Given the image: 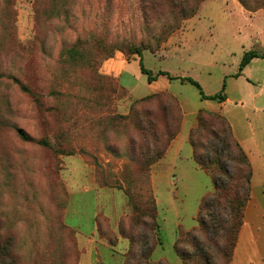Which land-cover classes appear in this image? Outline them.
I'll list each match as a JSON object with an SVG mask.
<instances>
[{
	"label": "rangeland",
	"instance_id": "374dc122",
	"mask_svg": "<svg viewBox=\"0 0 264 264\" xmlns=\"http://www.w3.org/2000/svg\"><path fill=\"white\" fill-rule=\"evenodd\" d=\"M161 13L144 0H0V264H79L88 238L94 264H122L129 242L117 224L134 214L132 194L157 204L162 246L152 259L181 264L179 232L198 227L213 189L184 136L200 110L221 112L240 132L264 126V58L236 76L264 34L239 0H208L155 54L143 51L156 76L149 83L131 49L160 33ZM186 78L207 96L223 90L228 102L203 99ZM161 91L178 99L185 123L167 160L139 173L131 106ZM97 215L116 247L100 238Z\"/></svg>",
	"mask_w": 264,
	"mask_h": 264
},
{
	"label": "trees",
	"instance_id": "16d2710c",
	"mask_svg": "<svg viewBox=\"0 0 264 264\" xmlns=\"http://www.w3.org/2000/svg\"><path fill=\"white\" fill-rule=\"evenodd\" d=\"M144 1L148 8L161 10V16L157 18H163L162 28L151 41L147 43L143 41L131 51L140 57L141 71L147 75L148 82L152 83L156 76L144 67L143 51L149 50L155 54L160 50L162 44L181 29L186 20L197 14L201 4L206 0ZM239 2L251 12L264 9V0ZM144 20L146 25L152 23L147 13ZM67 53L72 60L82 58L81 55L77 57L79 53L73 49ZM111 53L112 51H108L106 56L110 57ZM254 58H264V53L257 51L244 53L236 76H240ZM168 77L173 79L171 76ZM182 81H188L200 89V85L193 79L186 78ZM200 92L203 99L218 103L228 99L223 90L211 96L204 95L201 89ZM131 111L136 116L135 127L138 130V139H133V145L142 155L138 172L147 173L153 163L166 155L171 142L180 133L183 112L178 99L171 93L163 91L136 99ZM20 136L24 140L28 139L23 131H20ZM138 141L141 142L137 143ZM188 141L193 149L194 161L210 176L213 189L200 203L198 227L179 232L175 251L181 264H230L244 223L245 210L251 198L252 164L234 136L230 122L221 112L200 110L197 115V126L190 130ZM142 164L145 167L141 166ZM130 198L134 214L129 218L122 217L118 222L119 235L129 242V248L122 253V264H169L166 260L152 259L156 248L162 246L155 199L152 196L139 203L134 194ZM96 219L100 238L110 247H116L119 242L118 236L102 232L100 215H97Z\"/></svg>",
	"mask_w": 264,
	"mask_h": 264
},
{
	"label": "crops",
	"instance_id": "0c3cea01",
	"mask_svg": "<svg viewBox=\"0 0 264 264\" xmlns=\"http://www.w3.org/2000/svg\"><path fill=\"white\" fill-rule=\"evenodd\" d=\"M208 1V0H206ZM204 1L203 3H205ZM203 3L201 5H203ZM201 7V6H200ZM247 13H249L247 11ZM257 18L258 22L263 23L262 29L260 32L264 34V10H258L255 13H251L250 19L254 21ZM264 47V44L262 43ZM264 53V48L262 51ZM253 60L248 66L254 63ZM122 69L129 65L128 61L122 62ZM116 77V76H115ZM119 85L122 89H124L127 93L131 90H134L135 87H129L126 84L125 88L121 86V78L116 77ZM228 102V99L220 105H224ZM224 115V114H223ZM228 119V117H226ZM184 119V118H183ZM185 120L182 121V129L178 136L172 141L170 147L167 150L166 155L162 159V163H164L169 157L174 145L179 141L180 135L183 130V125ZM196 124H193L189 127V130L184 136V139L188 141L189 133L191 128H193ZM232 131L236 139L242 145L243 149L247 153L250 162L252 164L253 176H252V193L251 198L247 204L245 214H244V223L240 230L238 241L236 243V247L233 253V257L230 264H264V126L248 127L246 130L239 131L235 129L233 126ZM183 143V142H182ZM182 143L178 144V148L173 151V155L176 157L180 156L181 150L180 147ZM193 150V149H192ZM122 215L120 216V218ZM119 218V220H120ZM118 220V222H119ZM118 225V224H117ZM97 227V223H96ZM86 240V239H85ZM87 248L85 251H82L81 262L85 261L87 264L93 263V255L91 252L87 253V250L93 248V243L96 242L94 239L88 238L86 240ZM91 245V246H90ZM163 260L158 258L155 261ZM97 264H104L103 261H100L99 258L96 260ZM121 264V263H120Z\"/></svg>",
	"mask_w": 264,
	"mask_h": 264
}]
</instances>
